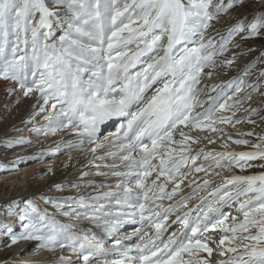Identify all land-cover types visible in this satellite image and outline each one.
I'll return each instance as SVG.
<instances>
[{"label": "snow or ice", "instance_id": "obj_1", "mask_svg": "<svg viewBox=\"0 0 264 264\" xmlns=\"http://www.w3.org/2000/svg\"><path fill=\"white\" fill-rule=\"evenodd\" d=\"M236 2L220 0L213 5V0H0V79L14 82L24 97L38 93V102H43L41 112L47 106L52 109L47 126L37 129V134L71 128L78 141H68V146L79 148L87 142L94 145L89 151L95 154L98 148L113 142H97L100 126L120 119L121 131L114 139L120 141L121 152L110 155L126 169L108 166L113 175L122 178L117 192L82 195L73 200L76 207L68 205L69 210L61 212L65 217L87 219L103 227L106 237L113 241L111 247L106 246L108 239L78 232L32 204L20 215L22 221H27L23 231L13 234L8 229L12 244L37 241L41 248L54 251L58 247L76 254V261L60 256L56 264H212L201 256L204 252L211 257L214 251L205 239V233L212 228L222 234L215 250L220 256L232 254L218 264H264V173L222 176L223 183L200 197L201 205L195 210L183 211L188 201L213 181L205 179L190 195L181 196L167 208L158 203L165 198L171 201L193 170L207 174L214 166L244 171L246 166H254L251 161H264V136L258 137L259 143L250 145L253 151L206 153L200 149L192 155L188 142L196 140L180 128L191 125L221 132L215 125L231 123L235 112L232 116L215 113L251 99L250 93L235 99L226 93L209 97V107L193 114L195 107L206 103L197 100L196 87L204 69L215 65L214 58L228 50L235 35L245 34L242 39L264 35L262 10L247 24L241 20L230 26L218 44L211 37L204 39L211 22ZM56 29L63 32L58 38ZM161 50L163 55H150ZM145 56L148 60L142 61ZM139 63L145 66L133 73L131 70ZM158 82L163 86L147 98L146 93ZM242 84V80L236 84V93L243 90ZM252 91L258 88L253 86ZM245 111L248 122L255 123L250 117L257 110ZM174 133L181 139H174ZM232 142L250 144L247 139ZM2 143L12 148L29 141ZM201 155L203 161L197 165ZM259 166L264 167V163ZM153 173L155 178L149 180ZM161 177L163 182H159ZM169 183L174 186L166 191ZM104 197H116L117 205L126 211L113 213L104 211L103 205L95 207ZM48 202L64 208L56 200ZM232 203H239L236 211L243 219L238 222L233 216L231 224H227L229 217L223 208ZM193 211L197 212L195 216L191 215ZM173 212L178 213L176 221L184 230L179 236L173 233L164 239L163 223ZM125 223L140 227L131 236L120 238L116 234ZM152 228L154 235L149 234ZM133 237L140 242L125 243ZM113 255L116 258L109 259Z\"/></svg>", "mask_w": 264, "mask_h": 264}, {"label": "rangeland", "instance_id": "obj_2", "mask_svg": "<svg viewBox=\"0 0 264 264\" xmlns=\"http://www.w3.org/2000/svg\"><path fill=\"white\" fill-rule=\"evenodd\" d=\"M219 2L220 0H213V5ZM224 2L228 3L229 0H224ZM262 10H264V0H237L232 9H229L226 13H221L217 20H213L211 22V26L205 31L204 39L207 40L209 37H211L213 38L214 42L218 44L221 36L227 35V30L230 26L236 24L241 20H244L245 24H247L252 20L254 14H257ZM62 34V30H55V36L57 38ZM243 35L245 34L235 35L232 38L231 43L228 45V50L223 55L216 56L214 58L216 61L215 65L213 67H210V69H214V71H225L226 73H229L237 70L240 65H243L244 67L241 70L239 69V73L236 77L237 83L241 80L243 81V90L239 93H236L234 90L233 92L226 94L228 96H232L233 99L237 97H244L248 93L251 94L250 100H244L243 103L238 105L236 108L228 111L216 112L220 116H232V113L235 112V116L233 117L231 123L215 125V127L223 129V131L219 132L220 137L218 138V141L210 142V144L208 145V147L213 148L220 147V149L223 151H253L254 149L250 145L259 143L258 137L264 136V35L242 39ZM164 43L166 44V39ZM236 45L239 46L237 47ZM133 50H135V46H133ZM150 55H152L153 57L156 55H163V51L161 50ZM224 59L226 61L234 60V62L231 65H228L227 63L221 65ZM141 60L147 61L148 56L142 57ZM144 66L145 65L143 63H139L137 64L136 68L132 69L131 71L133 73L141 71ZM207 69L209 68H205L204 72L201 74L200 83L196 86L197 89L204 83V80L206 78L204 76V73ZM162 86L163 85L159 82L153 85V87L146 93V97L150 98L155 94V89ZM253 86L257 87L258 91H252ZM225 90L226 88H222V90L220 91L221 93H223L225 92ZM33 96L34 94L29 97H24L22 91L14 82L0 79V264H23V257H25V255L27 254H30L31 252H34V250L43 255L46 253L47 255H45L44 258L47 257L48 254L53 255L52 250L39 247V242L37 241L20 240L16 244H12L11 236L8 231L9 228L11 229V232L13 234H19L23 231V224L27 223V221L21 220V230H13V225L11 224V222L18 217L20 219V215L24 212V210L28 209L29 204H32L33 206L37 207L38 210L42 211L40 205L37 202V198L34 195L21 194L19 196L15 195L13 197H10L12 192L17 191V193H20L21 191V186L19 184H14L13 186H11V179L14 176H22L28 170V168L39 164V159H37V157L33 155H27L28 150H24L25 146L19 147L18 144L12 148H6L2 143L4 140L15 141L19 139L17 137V133H15L18 132V129L13 128L17 125L18 127H24L22 131L29 136L32 143H36L38 140H42V138L44 137L43 134H41L40 136H36L34 132L30 131L31 125L32 127L33 125H35L37 126V128H39L38 125H41L42 121L44 120V114L39 115V118L37 120L29 123L27 126H20V115L23 111H25V108L28 104L27 101L33 98ZM228 103L231 104L232 100H228ZM246 109L257 110V114L250 117V119L254 120L255 123L248 122V113L245 111ZM48 111L49 109L47 110V112ZM237 119H239L241 122L236 123ZM119 123L120 120L118 122L117 119L110 125H107L106 123L101 125V130L98 135L102 138L103 136L108 135L110 132H117V130L121 131V129H119L121 123ZM203 132L216 133L207 128ZM248 132H252L254 133V135H239L240 133ZM229 137H231L232 139H229ZM235 139H247L250 141V144L237 145L232 142ZM206 144L207 143H202L199 145ZM225 145H227V147H225ZM67 153L68 152H62L58 154V158H64L68 154H73L75 152L73 151L69 152L68 154ZM250 163L254 166H246L244 171H241L239 168L233 167L227 173L229 176L233 174L258 175L260 173H264V167L259 166L264 163V161L257 159L255 161H251ZM221 182L223 183L222 180ZM57 201L63 204L60 199ZM44 205L46 208L44 211L52 216L57 222L66 225L69 224V222L66 221H70L71 217L60 216L56 213L61 209H58L54 204L48 202H44L43 206ZM238 207L239 203H232L230 206L225 207L224 212L229 217V223L227 224H231L233 216L237 217L238 222L243 219L242 215L237 214L236 210ZM135 226L137 228L140 227L139 224H135ZM181 227H183V225L181 226V223L179 221H176L175 223L168 222V225L165 227L166 231H164L163 238L167 239V237L173 235V233L179 236L181 231L184 230V228L181 229ZM152 229H150V231H152ZM221 235L222 234L218 231H212L211 234H206L205 239L208 242L209 247L214 249V255L222 258H227L232 254L228 253L225 256H220L219 252L215 250L216 248L214 245H217L219 243ZM133 239L135 241H139L136 237H133ZM20 248L21 250L25 249V251L19 252L18 250ZM67 251V249H64L63 252L66 254Z\"/></svg>", "mask_w": 264, "mask_h": 264}, {"label": "bare ground", "instance_id": "obj_3", "mask_svg": "<svg viewBox=\"0 0 264 264\" xmlns=\"http://www.w3.org/2000/svg\"><path fill=\"white\" fill-rule=\"evenodd\" d=\"M227 61L224 59L221 63L225 64ZM244 66L240 65V67L233 71L226 73L225 71H214V69H207L204 73V76L206 77L204 80V83L198 88V94L197 98L198 101H204L202 106H197L193 109V114L199 113L201 111H204L209 105L211 104V101L209 100V97H217L218 95H222L225 93H231L235 90V86L237 84L236 77L239 73V69L241 70ZM208 73H211V75H208ZM215 88V91H212V89ZM222 88H226L225 92L221 93L220 90ZM228 89V90H227ZM38 93L34 94L33 98L29 99L27 101V107L25 108V111H23L20 115L19 121L20 126H27L29 123L37 120L39 115L44 114V120L42 121L41 125H38L39 128L45 127L48 124V117L52 112V109L50 106L46 107V110L41 112L40 107L43 104L42 101L38 102ZM256 96V95H254ZM26 99V98H25ZM25 101V100H24ZM49 111L47 112V110ZM215 116H220L219 114L215 113ZM117 119L114 118L112 120H109L106 122L107 125H110L113 121H116ZM120 120V119H118ZM120 123H123L122 120H120ZM207 123V122H205ZM17 125V124H16ZM15 125V126H16ZM18 132L17 137L19 139H23L25 141H29V143L25 144H19L18 146H25L23 149L28 150L27 155H33L37 157L39 164L36 166H32L28 168V170L22 175V176H14L11 179V186L14 184H19L21 186L20 193L12 192L10 197H13L15 195L19 196L21 194H30L34 195L37 198V202L40 205V208L44 212L45 205L43 206L44 202L47 203L49 199L53 200H61L64 204V209L59 210L56 212L57 214L61 215L60 213L62 211H67L68 205H71L72 207H76V205L73 203L74 199H79L80 196H89V195H96L97 193H103V192H117V184L122 179L121 177L115 176L112 174L113 169H111L110 165H117L118 169L120 171H126V169L123 167V164L121 161L114 157L113 155H110L111 153L119 154L121 152L120 148V141L115 140V134L119 133L120 131L117 130V132H110L108 135L103 136L102 138L98 135L99 141L104 140H112L113 142L110 144H105L103 148H98L96 150V153L93 154L89 151L91 147H94V145L88 144L85 142V144L82 147L79 148H70L68 146V141H78V135L76 132H73L71 128H64L62 130L57 131L55 134H48L44 135L42 140H38L36 143H32L31 139L28 135L23 132L24 127H16ZM37 126L31 125L30 131L34 132L36 136H40L41 134H37L36 130L39 129ZM180 128L189 136L193 137L196 142L194 143L192 140L188 142L189 146L192 149L191 154L195 155L197 152H199L200 149H204V151L211 152V153H217L221 152L223 150L220 149V147H208L210 144V141H218V138L220 137L219 132L216 133H206V128L203 129H196L192 128L191 125H188L185 127L184 125H181ZM21 129V130H20ZM223 131V129H222ZM221 131V132H222ZM174 139H181L178 133H174ZM202 143H207L206 145H199ZM59 145V150L57 151V146ZM174 147H179L178 145H174ZM21 150V149H20ZM23 150V151H24ZM75 152L73 154H68L69 152ZM225 151V150H224ZM227 151H236L237 150H227ZM47 152V153H46ZM64 152H68L67 156L64 158L59 159L58 154ZM23 153V152H22ZM135 155V154H134ZM203 161V155H201L200 159L197 160V165H199ZM189 163H191L189 161ZM205 167L207 168L208 165L205 164ZM185 169H182L184 171ZM216 172H220L221 175L217 176L215 175ZM229 170L226 169H216L214 166L208 170V173L205 172H196L192 171L183 181V183L180 184L181 191L177 193L176 196L173 197V199L170 201L168 199H164L162 201H158V203H162L165 208L168 207L169 204L174 203L175 201H178L181 196H188L191 194L192 190L197 188L198 184H203V181L205 179H209L213 181V183L203 191H199L198 195L193 197L191 200L188 201L187 207L183 209V211H188L189 209H197L198 206L201 205L200 197L206 196L211 190L217 186L221 182L222 176H229L228 173ZM87 173V175H85ZM155 178V173H153V176L149 178V180ZM194 181V182H193ZM163 182V177H161V181ZM174 185L172 183H169L167 185L166 191H170L171 188ZM193 187V188H192ZM49 203V202H48ZM103 205L104 211H112L113 213L117 211H126V209L120 208L117 205L116 197H104L101 198L96 204L95 207H100ZM225 207L223 208L224 211ZM82 211V210H81ZM178 213L173 212L170 214L169 218L164 221L163 223V229L168 225V222L174 223L173 221H176V216ZM197 214L196 211H193L191 213L192 216H195ZM58 215V216H59ZM66 222H69L68 225H73L74 230L78 232H88L90 234L96 235L99 238H105L108 239L107 247H111L112 239H109L106 237V233L101 226H97L92 221L87 219H77L75 216H71L70 221L67 220ZM226 223H229L226 221ZM12 229L13 230H21V219L19 217L11 222ZM135 226L133 223H125L117 232V236L120 238H123L125 236H131L134 230L137 228L132 227ZM182 226V224H181ZM183 227H181L182 229ZM180 229V230H181ZM212 231H218V229H209L210 233ZM182 232V231H181ZM155 229L153 228L152 231H150V235H154ZM164 236V235H163ZM140 241H135L132 239L131 241H125V243H138ZM216 248V245H214ZM227 246V245H226ZM19 252H24L25 249L21 250V248L18 250ZM64 249L57 248L52 253L53 255H49L44 258L46 253L40 254L38 251L31 252L30 254L25 255L23 257L22 263L23 264H56L60 256H65L71 258L73 261H76V254L71 252L70 250L67 251L65 254ZM187 254H185L186 256ZM202 257L208 258L212 261V264H218L220 260L228 259L222 258L217 255H214V253L211 255V257H208L207 253L202 252ZM116 258L114 255L110 256L109 259ZM103 259V258H101ZM80 264H83L81 261Z\"/></svg>", "mask_w": 264, "mask_h": 264}]
</instances>
